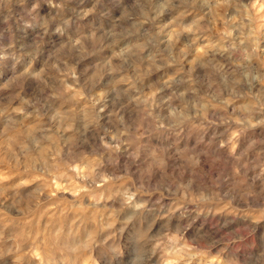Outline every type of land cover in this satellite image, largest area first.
Here are the masks:
<instances>
[{"label":"rangeland","instance_id":"374dc122","mask_svg":"<svg viewBox=\"0 0 264 264\" xmlns=\"http://www.w3.org/2000/svg\"><path fill=\"white\" fill-rule=\"evenodd\" d=\"M254 223L264 0H0L7 264L130 235L133 264H231Z\"/></svg>","mask_w":264,"mask_h":264},{"label":"clouds","instance_id":"9594fccd","mask_svg":"<svg viewBox=\"0 0 264 264\" xmlns=\"http://www.w3.org/2000/svg\"><path fill=\"white\" fill-rule=\"evenodd\" d=\"M228 244L230 245L228 257L231 264H264V224H252L247 233L233 232ZM93 248L98 251L103 264H133L136 254L134 236H128L120 251H116V245L109 243L108 238L96 241L89 236L84 244L66 241L55 255H49L48 250L43 249V257L37 259L41 260V264H74L83 252ZM0 259L3 260V264H7L3 254H0Z\"/></svg>","mask_w":264,"mask_h":264},{"label":"bare ground","instance_id":"6f19581e","mask_svg":"<svg viewBox=\"0 0 264 264\" xmlns=\"http://www.w3.org/2000/svg\"><path fill=\"white\" fill-rule=\"evenodd\" d=\"M51 190V189H50Z\"/></svg>","mask_w":264,"mask_h":264}]
</instances>
